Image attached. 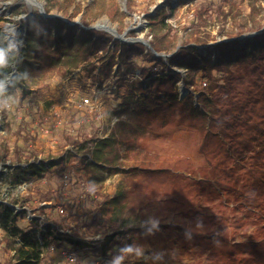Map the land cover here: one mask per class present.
Returning a JSON list of instances; mask_svg holds the SVG:
<instances>
[{"label": "trees", "instance_id": "1", "mask_svg": "<svg viewBox=\"0 0 264 264\" xmlns=\"http://www.w3.org/2000/svg\"><path fill=\"white\" fill-rule=\"evenodd\" d=\"M227 1L201 0L198 28L191 40L184 42L177 51L178 30L168 20L175 10L172 4L156 8L147 16L153 36L152 48L142 42L115 39L104 30L68 24L61 17H43L39 12L33 13L32 19L22 20L25 23L23 47L11 60L12 66L4 69L5 73L14 69L27 71L29 79H35L55 69L67 72L86 65L90 73L97 70L93 76L101 84L110 79L116 84V91L124 87L125 94L112 110L116 121L109 136L82 154L71 153L78 159L69 174L70 182L79 192L80 199L77 195L64 196L63 189L57 188L60 202L53 205V221L41 228L37 216L31 220L38 231L22 227L26 209L16 210L0 201V227L6 231L0 240V264H82L86 261L88 264H108L119 249L142 230H136L133 235L107 232L103 239L94 243L80 237L77 228L71 233L65 230L59 211L73 199L71 212L78 213L87 227L100 226L103 210L99 188L103 186L107 172L130 161L134 163L131 167L133 176L139 169L147 174L145 184L152 188L148 194L152 203L156 194H168L170 199L164 207L166 214L181 209L179 214L184 224L192 228L190 236L181 238L184 248L205 242L208 248L212 247L209 264H264V30L253 36L239 35L200 48L201 44L214 40L210 38L211 33L205 31L211 10L224 20L232 12V9L226 11L223 8ZM70 5H74L72 14L68 12ZM255 6L253 3L250 14L253 21ZM57 7L71 22L82 10L77 0H64ZM46 11L50 13L51 9L46 6ZM119 16L123 18L125 13L120 12ZM82 22L89 25L84 19ZM0 33L3 30L0 29ZM131 34L134 31L131 30ZM152 49L173 54L166 58ZM172 64L187 69L190 75L200 70V80L207 81L202 85L201 81L199 84L192 78L193 89L200 93L197 99L193 90L179 98L178 82L187 78L180 70L173 69ZM116 69L118 77L113 82ZM221 79L223 83L219 82ZM1 114L6 118V110ZM71 125L77 127L74 122ZM166 127L197 130L201 136L199 151L206 164L197 167L189 156H178L176 167L181 170L177 175L162 169L161 165L172 159L150 152L144 140L149 131ZM67 132L63 136L68 144L86 147L87 140L82 134L73 139V134ZM33 139L18 132L11 150L19 162L25 157L29 165L27 168L22 164L17 166L16 179H19L18 172L22 177L41 176L47 169L36 163L38 153L31 147ZM5 148L2 159L6 161L10 148ZM88 153L93 154V160ZM61 163L64 169L63 158ZM198 173L199 177L194 178ZM1 176L0 172V182ZM41 189L43 200H50V188L43 186ZM57 206L58 218L55 216ZM124 207L125 203L118 212ZM34 209L43 212L45 206L36 204ZM241 233L248 237L236 241ZM204 251L203 247L197 249L200 253ZM142 263L135 255H129L124 261V264Z\"/></svg>", "mask_w": 264, "mask_h": 264}, {"label": "rangeland", "instance_id": "2", "mask_svg": "<svg viewBox=\"0 0 264 264\" xmlns=\"http://www.w3.org/2000/svg\"><path fill=\"white\" fill-rule=\"evenodd\" d=\"M38 1L45 6V9L48 6L51 9L50 13L63 16V11L59 10L57 4L63 3L64 0L60 2L56 0ZM200 1L77 0L81 3L82 10L74 21L77 20L83 24L82 19H84L89 24L88 26L115 27L120 34H125L126 37H142L151 44L153 36L150 34L147 16L154 13L156 8L168 7L169 4H172L175 10L172 11L168 20L178 30L179 38L175 48L177 51L178 46L191 40L193 32L198 28ZM253 3L257 8L254 15L255 21L250 19ZM73 8L74 5H70L68 11L70 14L73 13ZM223 8L226 11L232 9V12L224 20L219 17L217 12L211 10L207 17L209 25L205 27V31L210 32V38H214V40L205 45L201 44L200 48H206L212 43L232 39L239 35L250 34L264 27L258 28L259 25H264V0H228L224 3ZM35 12H39L37 6L30 7L27 0H0V29L4 31L8 28H15L22 38L25 32L23 27L25 23L22 20L32 19ZM120 12L125 13L123 18L119 16ZM65 21L70 24L68 19ZM81 27L83 26L81 25ZM131 30L134 31V34H131ZM203 52L206 53V50ZM171 66L173 69L180 70L187 78L186 81L178 82L179 98L182 99L193 90L195 99H197L200 93L193 89L192 78H195L196 83L200 84L201 81L202 85L204 81H207L206 79L200 80V70H197L195 75H190L185 68L176 64ZM96 72L97 70L90 73L86 65H81L73 71L63 72L55 69L42 78L29 79L26 83H21L20 86L11 90L15 103L6 110V118L0 111V172L2 174L0 201L7 202L16 210H27L21 221L25 230L38 231L31 222L35 216H37L41 228L47 227L53 221V205L57 201L60 202L57 188L63 189L64 196L77 195L76 198L80 199L79 192L70 182L69 174L76 166L78 159L71 156V153L82 154L99 140L108 137L116 121V118L112 116V110L121 102L125 88L122 87L119 92L116 91V84L112 83L110 79L101 84L93 76ZM117 77L116 69L113 82ZM219 82L223 83L224 80L221 79ZM85 98L90 100L86 105L83 103ZM196 105L199 106V103L196 102ZM71 122H74L77 127H72ZM69 128L72 130L69 131ZM66 131L73 134V139H76L78 134H82V137L87 140L86 147H73L68 144L63 136ZM18 132L34 138L31 147L38 153L36 163L47 168L41 176L29 174L22 177L18 172L19 179L14 177L18 165L22 164L23 168H27L29 165L26 163L25 157H22V161L19 162L12 153L11 149L18 138ZM144 141L150 152L172 159L165 165L160 164L162 169H169L170 174L177 175L181 170L176 167L178 156H189L197 167L206 164L204 156L199 151L201 136L195 129L166 127L159 131H149ZM5 146L10 148L6 161L2 159L6 153ZM88 154L90 160H93V154ZM61 158L66 163L64 169H62ZM33 160L34 157L31 161ZM133 164L130 161L124 165H117L112 171L107 172L103 186L99 188L102 194L100 202L103 210V222L100 226H85L81 221L82 218L78 217L79 214L71 212L70 207L74 202L71 199L64 205V210L60 209L59 211L60 218L65 224L63 228L69 233L74 232L77 228L80 237L94 243L103 239L107 232H129L130 235H133L136 230H142L140 235L137 234L127 244L144 248L145 255L139 257L143 261L142 264H209L208 255L212 247L208 248L205 242L200 246L183 247L181 238L190 236L189 230L192 228L184 224L179 214L181 209L171 212V215L166 214L164 207L170 199L168 194H156V200L154 198L155 201L152 203L148 197L152 188L149 184H145L148 176L141 169L133 176L131 170ZM198 177L199 173L194 176V178ZM43 186L52 191L50 200H43L41 197L39 190H42ZM122 193H124V199H122ZM26 201L31 202L26 203ZM150 201L151 203H149ZM123 203H125L124 209L118 212ZM36 204L45 206L43 212L34 209ZM58 206L55 208V216L59 210ZM73 210L75 211V209ZM44 212L50 215L47 216ZM152 218L160 221V230L154 234L146 235V228L141 224ZM148 226L150 227V225ZM5 234L6 231L0 227V240ZM247 237V234L241 233L236 241L244 240ZM214 240L215 237L212 238L213 242ZM201 247L204 248V253L197 252V249ZM158 252L164 253L162 261L152 259V254ZM64 254L67 256L68 253L64 252ZM82 264H88V262Z\"/></svg>", "mask_w": 264, "mask_h": 264}, {"label": "clouds", "instance_id": "3", "mask_svg": "<svg viewBox=\"0 0 264 264\" xmlns=\"http://www.w3.org/2000/svg\"><path fill=\"white\" fill-rule=\"evenodd\" d=\"M22 47L21 34L15 28H8L3 33H0V111L9 109L15 103L10 89H14L19 84L26 83L29 80L27 71L4 72V69L12 66L11 60L19 55ZM141 226L146 228V235L154 234L160 230V221L152 218L142 222ZM129 255L143 257L145 255L144 248L138 245H124L108 264H124L125 259ZM152 259L154 261H162L164 253H153Z\"/></svg>", "mask_w": 264, "mask_h": 264}, {"label": "water", "instance_id": "4", "mask_svg": "<svg viewBox=\"0 0 264 264\" xmlns=\"http://www.w3.org/2000/svg\"><path fill=\"white\" fill-rule=\"evenodd\" d=\"M28 5L31 7L33 5L37 6L39 13L41 14V16L43 17H50V18H54V17H61L64 20H67V18L59 15V14H55V13H48L45 9V6L39 2L38 0H27ZM70 24H81L85 29H89V28H93V29H98V30H104L109 32L110 34H112L114 36L115 39H120L121 41L124 42H129V43H133V42H142L144 43L146 46L151 47V44L149 43L148 40L143 39L142 37H126L125 34H120L117 29L115 27H110V26H104V25H96V26H84L80 21H68ZM25 28V25L23 26ZM264 30V27L261 28L258 31H254L251 32L250 34H243L242 37H247L248 35L253 36L255 34H258L260 32H262ZM229 40V39H228ZM220 42V41H218ZM217 42V43H218ZM180 46L177 47V49H179ZM176 49V50H177ZM153 52H155L157 55L159 56H164V57H169L171 56L173 53H164V52H156L154 49H152Z\"/></svg>", "mask_w": 264, "mask_h": 264}, {"label": "built area", "instance_id": "5", "mask_svg": "<svg viewBox=\"0 0 264 264\" xmlns=\"http://www.w3.org/2000/svg\"><path fill=\"white\" fill-rule=\"evenodd\" d=\"M205 84H206V83H205ZM89 102H90L89 98H85L84 101H83L84 105L88 104ZM61 211H63V210H61ZM73 259H74V258H73Z\"/></svg>", "mask_w": 264, "mask_h": 264}]
</instances>
